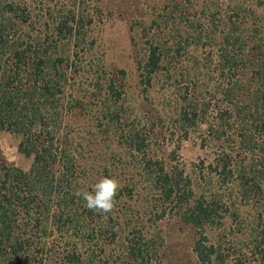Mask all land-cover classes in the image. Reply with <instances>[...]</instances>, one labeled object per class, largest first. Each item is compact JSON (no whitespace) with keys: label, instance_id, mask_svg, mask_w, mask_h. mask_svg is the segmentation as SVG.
Returning a JSON list of instances; mask_svg holds the SVG:
<instances>
[{"label":"trees","instance_id":"obj_1","mask_svg":"<svg viewBox=\"0 0 264 264\" xmlns=\"http://www.w3.org/2000/svg\"><path fill=\"white\" fill-rule=\"evenodd\" d=\"M52 1L0 0V132L19 136V152L32 158L26 171L0 163V258L34 260L49 229L65 239L64 264H82V250L92 253L93 244L103 247L108 239L123 246L122 254L144 260L152 244L141 230L144 219L126 213L125 205L89 210L76 194L93 188L84 148L69 125L87 107L85 97L76 100L69 90V67L73 56L87 52L94 14L92 0L59 2L57 11ZM187 3L166 0L158 25L142 29L136 64L141 84L175 98L171 117L181 137L204 127V142L215 148L198 174L204 188L196 192L178 165L167 170L136 133L124 137L123 93L112 79L98 78L96 121L137 159L129 178L113 167L114 202L143 200L148 220L177 217L195 227L200 236L193 252L202 264L229 256L223 244L209 242L206 229L241 217L248 264H264V0ZM163 18L173 20L172 28L161 25L168 22ZM61 45L74 53L59 55ZM242 206L259 214L243 218ZM233 257L235 264L248 258Z\"/></svg>","mask_w":264,"mask_h":264},{"label":"rangeland","instance_id":"obj_2","mask_svg":"<svg viewBox=\"0 0 264 264\" xmlns=\"http://www.w3.org/2000/svg\"><path fill=\"white\" fill-rule=\"evenodd\" d=\"M40 1L31 0V3L36 4ZM65 1L53 0L51 6L56 7L57 11L58 3L65 4ZM183 1L192 5L199 3L200 0ZM165 3L166 0L91 1L94 22L88 33L87 52L79 53L77 57L73 56L69 67L74 76L69 90L76 100L85 97L83 101L87 105L85 110L74 112L69 125L75 134V144L84 148L83 164L89 171L91 188L100 180L111 178V171L115 166L119 167L118 171L126 170V176L129 178L133 173V166L137 163L136 157L131 154L127 145L122 144V138L120 136L107 138L103 134L105 128L101 127L100 121H96L99 114L96 111L98 103L95 96L98 78L112 79L123 93L121 104L124 117L120 129H124V137L129 131L136 133L144 140L149 155L160 158L167 170L178 165L190 176L196 192L204 188L198 174L206 170L215 152V148L210 146L209 142H204V127L192 129L186 138L181 137L176 128L178 127L176 120L171 117L175 98L170 94H163L159 86L145 87L140 83L137 71L136 62L143 55L142 29L155 28L158 25L164 15L162 9ZM44 18L47 17L44 15ZM163 20L168 22L161 25L170 29L173 20L171 18ZM192 50L193 48L190 49ZM74 51L71 45H61L58 54L68 56ZM19 142V136L5 131L0 132V163L26 171L32 164V158L19 152ZM262 199L261 215L264 217V195ZM117 201L114 202V208L125 205L126 213L136 214L144 219V222L140 221L143 225L141 230L151 237L150 240L152 239V244L148 248L149 257L141 261L128 257L122 254L121 244H109L108 239L103 247L93 244V254H86L82 250V264H202L198 262L193 252L194 242L200 236V231L195 227L185 224L177 217L167 216L158 221L154 218L148 220L150 216L143 214L147 209L143 200L133 202L129 198H123L116 205ZM258 211L256 208L242 206L239 212L243 218L250 219L256 218ZM240 221L243 222L241 217L230 216L224 219L221 226L206 229L209 242L215 245L223 244L224 250L229 253L223 262L213 259L207 264H235L234 255H239L242 259L248 257L246 264L251 261L249 254H246L247 238L239 232ZM43 238L45 245L38 249V253H34V256L37 255L34 260L22 261L25 264H64L61 253L65 249V239L49 229ZM238 250L243 252L240 253ZM0 264L22 262L0 258Z\"/></svg>","mask_w":264,"mask_h":264},{"label":"clouds","instance_id":"obj_3","mask_svg":"<svg viewBox=\"0 0 264 264\" xmlns=\"http://www.w3.org/2000/svg\"><path fill=\"white\" fill-rule=\"evenodd\" d=\"M118 187L117 180L104 178L93 186L92 192L81 194L78 191L76 194L83 196L89 210L108 213L114 206V197L117 194Z\"/></svg>","mask_w":264,"mask_h":264}]
</instances>
